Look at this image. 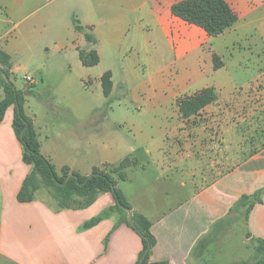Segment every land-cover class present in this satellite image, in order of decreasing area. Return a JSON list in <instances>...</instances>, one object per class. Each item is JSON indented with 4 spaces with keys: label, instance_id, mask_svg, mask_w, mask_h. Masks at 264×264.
<instances>
[{
    "label": "crops",
    "instance_id": "0c3cea01",
    "mask_svg": "<svg viewBox=\"0 0 264 264\" xmlns=\"http://www.w3.org/2000/svg\"><path fill=\"white\" fill-rule=\"evenodd\" d=\"M180 1L0 0V26L4 28L0 50L9 56L14 79L23 68L13 62L19 46L28 41L35 48L44 46L50 51L53 44L55 53L74 60L73 67L70 62L66 65L73 77L64 79L63 85L77 88L80 64L87 69L98 67L104 53L125 48L122 44H127L126 51L152 44L149 25L160 28L161 37L172 34L181 41L184 36L199 35L209 40L204 30L171 14V6ZM225 1L237 21L217 39L235 32L240 22L264 8V0ZM75 23L85 31H77ZM85 34L91 35L94 43H88ZM80 51H94L98 64L84 65ZM235 52L233 48L230 51V45L214 50L205 72L190 71L179 82L160 81L159 72L153 73L157 78L149 84L152 94L146 101L151 107L141 124L125 119L113 122V130L124 128L126 136L113 130L104 133L102 123L81 132L80 121L61 135L54 131L47 114L36 116L25 111L33 120L42 155L58 172L68 167L88 176L94 167L110 170L129 161L122 170L125 179L112 175L133 211L152 224L151 264H231L243 258L246 237L253 240V247L264 240V145H258L257 138H248L245 132L250 127L237 115L233 116L236 120L230 117L234 108L254 106L258 99L245 94L258 92L264 85V52L256 64L241 57L240 50ZM214 55L221 63L217 69ZM106 72L112 74L114 89V74L108 70L98 76L101 90L100 79ZM238 73L251 77L243 82L236 77ZM133 74L135 71L128 70L124 76ZM26 76L31 75L25 73L24 81ZM32 81L30 85L25 81L24 89L35 86L36 80ZM208 88L213 89L216 101L200 116L183 118L179 101ZM3 97L0 87V100ZM13 115L10 107L0 123V264H137L141 239L125 224L117 226L116 213L92 228L83 227L114 205L110 193L98 194L91 205L81 209L60 208L48 193L38 196L41 189L31 202H18L17 194L31 169L22 162V147L12 129ZM254 194L259 198L249 207L246 230H238L236 236L226 235L229 229L221 230L216 234V242L222 241L220 253L212 254L214 242L196 253L199 242L213 234L214 225L234 204L243 195ZM234 242L235 248L231 245ZM229 249L231 260L213 262Z\"/></svg>",
    "mask_w": 264,
    "mask_h": 264
},
{
    "label": "rangeland",
    "instance_id": "374dc122",
    "mask_svg": "<svg viewBox=\"0 0 264 264\" xmlns=\"http://www.w3.org/2000/svg\"><path fill=\"white\" fill-rule=\"evenodd\" d=\"M84 4L81 3L82 8ZM159 29L149 25L148 34L152 44L148 42L147 45H143L144 48L134 47L126 51L127 44H122L125 48H119L116 52L109 49L104 53L98 67L87 69L80 64V86L77 88L72 86L67 88L62 82L67 77H73V73L71 74V70L66 65L70 62L73 67L74 60L67 61L63 53H55L53 44L49 46L50 51H45L44 46L35 48L26 41L27 43L19 46V50L13 55V62L21 64L23 68L16 73L14 79L11 77V82L16 89L24 90L26 83L22 77L25 73H29L30 77L36 80V85L33 86L30 94L26 95L24 109L29 115L47 114L48 118H52L53 129L58 134L63 135L73 130L74 124L78 121L81 132L102 123L101 128L107 134L112 132L115 120L125 119L130 122L133 120L141 124V120H144L143 117H146L151 107L146 101L152 94L149 84L156 80V73L159 72L160 81L172 83L179 82L180 79L184 80L189 76L190 71L205 72L211 63L210 54L228 45L230 51L232 48L236 50L235 53L240 50L241 57L249 60L251 64H256L264 52V8L255 10L251 16L240 22L238 30L219 37L220 39L209 36V40H205L197 35L190 38L184 36L180 41L172 34L168 38L164 34L161 37ZM3 30L4 28L0 26V32ZM84 70L89 72L85 73ZM108 70L114 74L115 82L109 105L98 83V76ZM128 70L135 71V74L124 76ZM236 77L247 82L251 76L238 73ZM47 83L52 87L48 88ZM257 100L259 102L256 106L234 108L230 117L234 118L233 116L237 115L240 122L250 127L245 132L248 138H257L258 145L260 143L262 146L264 145V94L259 95ZM113 131H119L124 136L128 134L124 128H116ZM40 189L38 196L49 194L43 186H40ZM246 214L244 211L240 212L238 224H233L226 235L236 236L238 230H246ZM247 238H245L243 258L240 261L250 259L253 253L254 242L251 238H248L249 240ZM214 243L213 255L222 250L221 240ZM231 245L235 248L236 242ZM230 258L231 249L214 257L213 262L221 263L224 260L226 262L231 260Z\"/></svg>",
    "mask_w": 264,
    "mask_h": 264
},
{
    "label": "trees",
    "instance_id": "16d2710c",
    "mask_svg": "<svg viewBox=\"0 0 264 264\" xmlns=\"http://www.w3.org/2000/svg\"><path fill=\"white\" fill-rule=\"evenodd\" d=\"M171 14L189 25L201 28L210 37H217L224 33L237 21V16L225 0H183L171 6ZM75 28L79 32L85 31V28L76 23ZM85 39L88 43H94V38L89 34H85ZM80 60L84 65L92 67L98 64L99 57L94 51H80ZM213 61L214 68H219L221 63L217 56H213ZM0 65V87H2L4 93V97L0 100V123L3 121L6 111L13 107L12 129L22 147V162L31 169L17 194L18 202H31L40 186H43L49 192L60 208H70L72 206L80 209L85 208L95 201L98 194L110 193L114 205L85 222L83 227L85 229L92 228L111 214L116 213L119 218L117 226L125 224L141 239L142 252L139 255L137 264H151L148 259L154 245V238L151 234L152 224L145 216L133 211L131 204L117 187L112 175L117 173L120 179H125L122 170L129 161L124 160L118 167L110 170L103 168L105 166L94 167L88 176H81L68 167H63L58 172L54 165L42 155L33 120L25 114V98L26 95L30 94L33 86H28L24 90L14 87L11 82L9 56L2 50H0ZM100 82L103 96L107 99V105H109L113 90L111 72L104 73ZM262 94H264V85L260 91L246 93L245 97L250 95L257 97ZM216 99L217 96L213 89H204L192 96L181 99L178 103L180 113L185 119L200 116L202 111L208 105L214 103ZM256 103L257 100L255 99L253 105L256 106ZM243 107L253 106L250 103ZM258 198L259 194L243 195L230 209L229 214L214 225L213 234L199 242L196 253H201L211 243L215 242L218 232L228 230L235 224L241 211L248 214L249 207L256 203ZM231 264H264V240L257 242L250 259Z\"/></svg>",
    "mask_w": 264,
    "mask_h": 264
},
{
    "label": "built area",
    "instance_id": "2783aa9c",
    "mask_svg": "<svg viewBox=\"0 0 264 264\" xmlns=\"http://www.w3.org/2000/svg\"><path fill=\"white\" fill-rule=\"evenodd\" d=\"M25 81H26V83H28L29 85L33 83L32 78L29 77V76H26V77H25Z\"/></svg>",
    "mask_w": 264,
    "mask_h": 264
}]
</instances>
